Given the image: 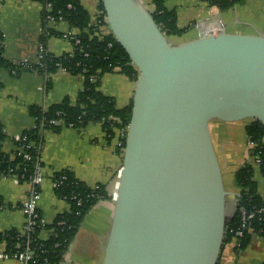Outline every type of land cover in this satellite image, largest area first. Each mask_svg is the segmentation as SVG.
Segmentation results:
<instances>
[{
  "label": "water",
  "instance_id": "water-1",
  "mask_svg": "<svg viewBox=\"0 0 264 264\" xmlns=\"http://www.w3.org/2000/svg\"><path fill=\"white\" fill-rule=\"evenodd\" d=\"M138 70L102 264H216L225 187L208 121L264 123V35L172 42L141 0H101Z\"/></svg>",
  "mask_w": 264,
  "mask_h": 264
},
{
  "label": "crops",
  "instance_id": "crops-1",
  "mask_svg": "<svg viewBox=\"0 0 264 264\" xmlns=\"http://www.w3.org/2000/svg\"><path fill=\"white\" fill-rule=\"evenodd\" d=\"M91 19L98 13L99 0H79ZM149 0L146 1L148 3ZM169 9H175L177 25L186 28L175 43L218 33L264 35V0H244L221 11L208 0H165ZM47 6L39 0H0V43L2 56L11 62L25 58L36 61L39 44L53 56L73 52V43L62 36L77 29L62 20L45 17ZM45 36L46 39L41 41ZM83 76L58 68L48 75L39 70H23L13 75L8 68L0 69V125L4 139L1 151L11 155L13 138L34 126L30 107H48L67 97L72 104L83 88ZM135 80L114 70L101 76L98 89L112 97L117 108L131 102ZM251 119L225 120L214 117L208 121L213 146L222 168L227 190L238 193L234 173L240 165L250 160L245 126ZM117 139L109 140L101 122H89L82 127L61 125L41 133L40 157L43 181L39 187L36 205L47 225L57 215L67 212L69 203L56 195L53 175L68 170L89 187L102 184L109 199H101L84 216L77 232L59 264H102L111 229L114 202L117 194L123 151L117 149ZM12 158V156H11ZM263 179L255 176V173ZM253 179L257 192L264 200V176L253 165ZM30 191V184L19 182L11 176L0 177V233L24 231L25 216L20 209ZM227 200V217H231L236 197ZM228 197V198H229ZM48 237L47 229L39 233ZM233 240L224 241L216 264H262L264 242L251 233L246 246L235 249ZM5 244L0 240V264H19L4 255ZM4 255V256H3Z\"/></svg>",
  "mask_w": 264,
  "mask_h": 264
},
{
  "label": "trees",
  "instance_id": "trees-1",
  "mask_svg": "<svg viewBox=\"0 0 264 264\" xmlns=\"http://www.w3.org/2000/svg\"><path fill=\"white\" fill-rule=\"evenodd\" d=\"M44 3H51L50 10L45 11V17H53L67 22L71 27L77 29L76 36L79 43L74 44L73 52L53 56L49 53L45 56L47 68H38L39 71L52 73L58 68L67 70L74 75L83 76V88L78 92L77 100L74 104L65 97L58 103L48 107L32 106L30 113L35 124L32 128L23 131L20 138L14 141L12 154L1 151V141L5 135L0 125V177L8 175L9 169L17 175L18 181H26L32 174V161L24 160L20 152L21 146L32 141L35 145L28 151L32 156L40 154L41 133L45 129H57L61 125L72 127H82L89 122H101L103 129L109 140L116 138L117 149L121 150L125 146V130L130 120L131 102L124 108H117L112 97L104 95L98 85L103 74L119 70L131 79L135 80L138 70L132 64L127 53L122 46L114 39L110 30L99 34L96 23H92L91 16L82 6L79 0H39ZM244 0H208L211 5L224 11L242 3ZM150 11L158 27L167 36H180L186 28L177 25L175 9H169L165 5V0H149ZM102 18L105 13L101 0L98 3ZM45 36L41 38L44 42ZM109 44H111L109 46ZM14 63L2 56L0 43V69H10ZM50 120H61V123H50ZM245 133L248 140L253 144L249 149L250 160L244 162L234 173V181L239 188V197L236 198L235 210L226 221V233L224 241L233 239L231 229L239 227L242 235L238 237L236 250L243 249L249 241L250 234H258L264 242V200L257 192V185L253 179V158H259L257 164L261 174L264 176V123L253 118L245 126ZM12 156V158H11ZM65 176L62 181L60 177ZM55 193L58 197L65 199L69 203L67 212L57 215L50 224L56 227V233L48 237L43 244L47 249L46 256L50 264H59L66 253L69 244L73 240L79 225L89 209L101 199H109L105 186L98 184L89 187L68 170H61L53 175ZM80 201V204L77 202ZM241 209L247 214H252L241 226ZM260 210V211H259ZM63 220L60 227L57 222ZM241 226V227H240ZM23 239L18 232L9 230L0 233V240L4 241V255L12 257L16 250V244ZM34 245L36 242L33 243ZM40 264V262H39ZM264 264V262L262 263Z\"/></svg>",
  "mask_w": 264,
  "mask_h": 264
},
{
  "label": "built area",
  "instance_id": "built-area-1",
  "mask_svg": "<svg viewBox=\"0 0 264 264\" xmlns=\"http://www.w3.org/2000/svg\"><path fill=\"white\" fill-rule=\"evenodd\" d=\"M47 6V10L49 11L51 8V3H45ZM101 11H98V13L95 15V17L92 19V23L99 24V34H105L107 30H109V27L107 25L106 17L105 15L100 18ZM48 19L55 20L53 17L48 16ZM58 20H61V17H58ZM57 20V21H58ZM77 33H72L71 31H67L62 34L64 38L69 39L73 45L78 44L79 38L76 36ZM111 44H109L110 46ZM48 54L42 44H39L38 47V53L37 58L35 62L30 61L29 59L25 58L21 61L14 62V66H12L9 71L11 74L16 75L20 71L23 70H37L38 68H47V64L45 62V56ZM46 75H48V72H45ZM61 120H50V123H61ZM72 127L71 125H69ZM127 129V128H126ZM126 133V130H125ZM20 138V135L13 138V140H18ZM253 146V144L250 142L249 149ZM35 145L32 141L26 142L23 144V147L21 146L20 152L22 154V157L24 160L32 161L33 163V170L32 174L29 176V178L26 180L30 184V191L26 197V200L21 203L20 209L22 213L25 216V224H24V231L22 233H19L21 236H23V239L19 241L16 244V250L14 251L12 258L15 259L19 264H50L47 260L46 252L47 249L45 248L43 242L48 239V237L52 236L56 233V227H52L47 225L45 221L41 218L40 213L38 211L37 205H36V198L39 193V187L43 181L44 175L42 173V162L40 154L36 156H32L30 152L28 151L30 148H34ZM123 150V149H122ZM253 163L258 164L260 162L259 158H253ZM3 176H11L17 179V175L12 171V169H9L8 175ZM65 178V176L60 177L59 181H62ZM54 186L56 185V182L53 183ZM95 187V186H93ZM77 204H80V201L77 202ZM260 211V210H259ZM241 220L242 224L241 226H244V222L247 218L251 217L252 214H247L243 209H241ZM64 224L63 220H59L57 222V226H62ZM240 226V227H241ZM42 229H47L48 231V237L47 238H41L39 236V233ZM233 233V241L235 243V246L238 242V237L242 235V231L239 227L236 229L230 230ZM36 242L34 245L33 243ZM4 256V255H3Z\"/></svg>",
  "mask_w": 264,
  "mask_h": 264
},
{
  "label": "rangeland",
  "instance_id": "rangeland-1",
  "mask_svg": "<svg viewBox=\"0 0 264 264\" xmlns=\"http://www.w3.org/2000/svg\"><path fill=\"white\" fill-rule=\"evenodd\" d=\"M147 0H141V2L150 10V5L148 3H146ZM169 38L171 39L172 42H176L178 40L177 37H173V36H169ZM123 151V150H122ZM250 155V153H249ZM253 165H257L255 163H253ZM255 176L258 177V178H261V180L263 179L261 176H259L257 174V171L255 173ZM230 200V197L228 198ZM229 200H228V204H229ZM227 213H229V205H228V209H227ZM229 218V217H228Z\"/></svg>",
  "mask_w": 264,
  "mask_h": 264
},
{
  "label": "bare ground",
  "instance_id": "bare-ground-1",
  "mask_svg": "<svg viewBox=\"0 0 264 264\" xmlns=\"http://www.w3.org/2000/svg\"><path fill=\"white\" fill-rule=\"evenodd\" d=\"M99 29V28H98Z\"/></svg>",
  "mask_w": 264,
  "mask_h": 264
}]
</instances>
